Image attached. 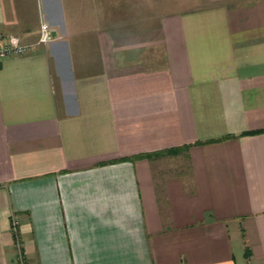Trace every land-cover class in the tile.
<instances>
[{"label":"crops","instance_id":"crops-1","mask_svg":"<svg viewBox=\"0 0 264 264\" xmlns=\"http://www.w3.org/2000/svg\"><path fill=\"white\" fill-rule=\"evenodd\" d=\"M215 2L120 33L0 0L55 34L0 61V264H264V0Z\"/></svg>","mask_w":264,"mask_h":264},{"label":"rangeland","instance_id":"rangeland-1","mask_svg":"<svg viewBox=\"0 0 264 264\" xmlns=\"http://www.w3.org/2000/svg\"><path fill=\"white\" fill-rule=\"evenodd\" d=\"M78 10L86 11L84 17L101 25L114 26L117 32L139 31L156 28L163 16L183 10H192L216 3L217 0H71ZM74 19L76 17L74 16ZM43 23V20L40 21ZM41 26V24H40ZM39 26V27H40ZM52 30V29H51ZM40 31V29H39ZM39 39V35L37 41ZM54 40V37H53ZM36 41V42H37ZM35 42V43H36ZM33 43V44H35ZM45 45V44H42ZM187 172L186 160L173 158L164 162Z\"/></svg>","mask_w":264,"mask_h":264},{"label":"built area","instance_id":"built-area-1","mask_svg":"<svg viewBox=\"0 0 264 264\" xmlns=\"http://www.w3.org/2000/svg\"><path fill=\"white\" fill-rule=\"evenodd\" d=\"M53 34L48 23L43 22L40 26L39 39L35 44H22L18 38L14 36H2L0 35V61L10 58H22L30 54L36 49L37 46L42 44H49L53 41ZM18 223L16 220L12 221V232L18 233ZM17 264H25L23 254L20 249V243L16 242Z\"/></svg>","mask_w":264,"mask_h":264},{"label":"trees","instance_id":"trees-1","mask_svg":"<svg viewBox=\"0 0 264 264\" xmlns=\"http://www.w3.org/2000/svg\"><path fill=\"white\" fill-rule=\"evenodd\" d=\"M177 150H178V148H176V149H172V150H168V151H166V152H169V153H175V152H177Z\"/></svg>","mask_w":264,"mask_h":264},{"label":"water","instance_id":"water-1","mask_svg":"<svg viewBox=\"0 0 264 264\" xmlns=\"http://www.w3.org/2000/svg\"><path fill=\"white\" fill-rule=\"evenodd\" d=\"M55 34L53 33V36H54Z\"/></svg>","mask_w":264,"mask_h":264}]
</instances>
